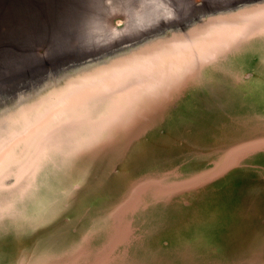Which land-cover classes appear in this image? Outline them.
Listing matches in <instances>:
<instances>
[{
    "label": "water",
    "instance_id": "1",
    "mask_svg": "<svg viewBox=\"0 0 264 264\" xmlns=\"http://www.w3.org/2000/svg\"><path fill=\"white\" fill-rule=\"evenodd\" d=\"M261 4L149 0L122 25H86L41 54L24 51L4 62L0 118L15 122L19 138L65 106H72L74 123L66 126L71 137L51 135L48 159L25 184L15 219L0 229V264L43 261L89 237L102 247L114 217L130 227L134 241L151 234L139 223L155 204L190 205L188 199L219 190L215 184L234 172L245 175L247 186L264 181V164L249 160H264V36L223 47V29ZM193 43L216 54L189 71ZM130 66L136 67L130 87L108 93L103 105L83 103ZM155 142L150 156L143 146ZM195 161L199 167L188 168ZM15 183L6 179V186ZM138 185L146 194L114 214L113 203H127ZM131 246H119L116 256Z\"/></svg>",
    "mask_w": 264,
    "mask_h": 264
},
{
    "label": "rangeland",
    "instance_id": "2",
    "mask_svg": "<svg viewBox=\"0 0 264 264\" xmlns=\"http://www.w3.org/2000/svg\"><path fill=\"white\" fill-rule=\"evenodd\" d=\"M148 1L0 0V76L5 70L2 68L3 63H10L22 52L35 51L41 54L44 47H47L51 41L68 32L78 31L79 28L82 29L81 27L86 25L102 27L122 25ZM256 102L258 103V101ZM157 146L158 142L149 143L143 146V150L146 153L149 152L151 156L158 150ZM261 156L263 159L262 154ZM259 159V155H254L249 160L258 161ZM142 161L144 158L137 159L138 163ZM147 161L148 158L144 163ZM200 163L195 161L188 168L194 170L199 167ZM244 176L234 172L226 177L223 183L215 184L221 188H228V191H237L229 195L231 201L227 198L226 203L218 212L219 215L223 214V220L208 223L206 220L204 221V218L197 221L196 215H194L184 230L179 225L175 226L177 224L173 223L172 216L165 215L166 213L161 210L158 204H155L153 209L143 212L142 220L145 225L148 224L151 235L154 237H148L147 246L144 249V245L140 247L144 237H136L134 241H131L133 249H130L123 258L129 259L132 264H153L150 261H143V259L148 256L153 257L154 253L156 256L163 255L160 245L154 243V239L165 236L171 238L173 243L176 238L184 239L185 237L195 240V246L209 243L211 250L215 253L213 254L215 261L220 258L228 260L249 256L257 257L260 250L264 248L262 243L264 240V188L251 190L254 191L255 196L252 194L242 196L238 190L247 187L246 183L249 181ZM138 187L133 192L138 194L137 201L132 200L131 204L137 203L146 194V192H142V185H138ZM239 197L246 201L239 204L233 203ZM115 203L111 209L117 215V209L121 210L122 207L121 205L116 206ZM236 204H238V208L234 206ZM199 212L200 214L204 213L203 210ZM161 218H168L169 224L159 226ZM256 247L259 250L258 254H256ZM177 249L181 250L182 247H177ZM181 263H183L181 260H172L171 262V264Z\"/></svg>",
    "mask_w": 264,
    "mask_h": 264
},
{
    "label": "snow or ice",
    "instance_id": "3",
    "mask_svg": "<svg viewBox=\"0 0 264 264\" xmlns=\"http://www.w3.org/2000/svg\"><path fill=\"white\" fill-rule=\"evenodd\" d=\"M238 23L231 28L223 29L227 33V39L223 45L226 49L229 45L240 40L248 39L253 34L264 36V4L259 7H250L237 14L234 18ZM193 54L187 64L186 70H195L201 61L214 58L215 52L209 53L196 43L190 46ZM136 67L125 68L121 79L113 83L104 82L93 94L85 96L83 103L95 107L103 105L108 100V93L115 92L119 88L130 87ZM104 99L97 103V99ZM72 106H65L60 111H55L47 122L36 126L23 139L15 129V122L11 119L0 118V229L6 220L16 217L18 202L22 190L30 181L33 170L43 164L49 157L51 149L48 147L50 137L54 132L71 137V128L66 127L74 123ZM14 178L16 183L6 186V179ZM91 237L74 244L61 255L47 254L43 261L35 258L28 260L22 258L19 264H132L129 259L117 257V248L121 245H130L132 234L130 227L119 218L114 217L113 223L105 235V244L94 248Z\"/></svg>",
    "mask_w": 264,
    "mask_h": 264
},
{
    "label": "flooded vegetation",
    "instance_id": "4",
    "mask_svg": "<svg viewBox=\"0 0 264 264\" xmlns=\"http://www.w3.org/2000/svg\"><path fill=\"white\" fill-rule=\"evenodd\" d=\"M255 163H261V165L263 166L264 160L262 161L259 159L258 161H255ZM260 171L264 173V166L262 169H260ZM254 175H256V173H254ZM247 184H249V182H247ZM257 188H264V181L253 180L251 186H247L242 189L240 188L238 192H241L240 194L242 196L246 194H252L255 196V194L253 193L254 191L251 190ZM235 192L237 191H228V188H220L217 191H208L198 196H195L194 198L188 199V201L191 202L190 205H186L180 199H175L173 202L167 204L158 203V205L164 213L168 212L165 215H171L172 219L175 217L173 219V223L177 224L175 226L179 225L185 230L186 224L190 222L192 216L194 215H196L197 221H200L202 218H204V221L206 220L208 223H214L215 221L223 220V214L220 213L219 215L218 212L226 203V199H229V195ZM243 201L246 200L239 197L238 200L233 203L239 204L243 203ZM238 204L234 206L238 208ZM201 210H203L204 213L200 214L199 211ZM217 214L219 215V218ZM212 216H214L215 218ZM158 224L159 226H166L167 224H169L168 218H166V220H160ZM140 225L148 226V224L145 225L144 222H141ZM148 237L153 238L154 236L148 234L146 235V237L143 238L142 245H140V247L144 245L143 249L147 246L146 240L148 239ZM155 242L160 245L163 255L156 256V253H154L153 257L148 256L144 258L143 261H150L153 264H171L172 260H181L183 261V263L181 264H259L260 261L264 258V248H262L259 252L257 248L258 246L256 247L257 249L255 248L256 254H258L259 252V255L257 257L249 256L239 259L230 258L228 260L225 258H220L215 261L213 258V254L215 253L211 250V246L209 245V243H204V245L195 246V240L186 237L184 239L176 238L175 243H173L172 239L166 236L161 237L159 239L155 238L154 243ZM262 243L264 244V240ZM177 247H182V249L179 250L177 249ZM134 260H136V258H134Z\"/></svg>",
    "mask_w": 264,
    "mask_h": 264
},
{
    "label": "bare ground",
    "instance_id": "5",
    "mask_svg": "<svg viewBox=\"0 0 264 264\" xmlns=\"http://www.w3.org/2000/svg\"><path fill=\"white\" fill-rule=\"evenodd\" d=\"M137 188H139L138 186H137ZM134 196V197H133ZM137 198H138V194H133L132 196H131V198L127 201V203H124V204H121V207L123 208L125 205H130L131 203H132V200H135V202L137 201ZM214 211V210H213ZM212 214H214V213H212ZM210 216H211V214H210ZM212 217H214V216H212ZM211 217V218H212ZM215 218V217H214ZM215 220V219H214ZM211 221V220H210ZM216 222V221H215ZM218 247V246H217ZM221 248V247H220ZM220 251H222L221 249H220Z\"/></svg>",
    "mask_w": 264,
    "mask_h": 264
}]
</instances>
